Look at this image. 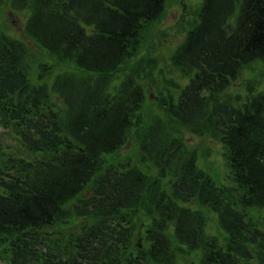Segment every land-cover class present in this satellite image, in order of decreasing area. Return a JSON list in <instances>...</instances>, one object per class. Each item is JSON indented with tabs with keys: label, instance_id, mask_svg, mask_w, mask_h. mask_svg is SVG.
Wrapping results in <instances>:
<instances>
[{
	"label": "trees",
	"instance_id": "obj_1",
	"mask_svg": "<svg viewBox=\"0 0 264 264\" xmlns=\"http://www.w3.org/2000/svg\"><path fill=\"white\" fill-rule=\"evenodd\" d=\"M23 1L28 38L71 70L51 78L56 64L36 65L24 41L0 32V126L29 154L0 160V259L264 264V90L249 83L243 102L222 97L243 70L264 63V0H203L171 58L189 81L159 102L187 130L217 133L226 185L199 167L173 128L144 124L137 67L115 82L166 0ZM133 131L158 177L131 160L110 162ZM205 210L217 215L223 239L207 234Z\"/></svg>",
	"mask_w": 264,
	"mask_h": 264
},
{
	"label": "rangeland",
	"instance_id": "obj_2",
	"mask_svg": "<svg viewBox=\"0 0 264 264\" xmlns=\"http://www.w3.org/2000/svg\"><path fill=\"white\" fill-rule=\"evenodd\" d=\"M202 2L203 0H166L164 14L158 21L145 28L138 54L129 64L128 70L121 72L117 76L119 80L115 82L119 83L126 73L133 67H137L142 72V84L145 86L147 96L142 111L144 124L149 125L160 120L162 124L166 123V126L173 128L177 131V133L174 132L176 136L181 138L185 150L194 151L197 154L199 167L212 175L217 184L226 185L229 184L230 171L226 163V149L217 133L209 130L210 127H205L204 132L195 134L180 123L169 119L159 104L163 98L178 96L189 81L178 68L173 66L171 58L184 42L188 32L195 27ZM24 3L23 0H0V32L24 41L30 48V53L35 54L36 65L39 62L56 64L57 58L51 57L28 38L25 28L30 16V9L23 7L26 4ZM36 65L32 70L34 78L39 73V68ZM53 68L51 78L71 70L66 65L59 64ZM249 83L256 88V91L264 90V63L259 62L251 69L243 70L237 81L222 97L232 99L238 97L243 102L248 96ZM117 154L110 158V162L116 163L127 159L151 177H158L160 174L158 164L155 165L152 161H141L134 131L129 142ZM4 155L29 156L16 136L0 127V160ZM164 182L166 183V181ZM205 213L208 219L207 234L223 239L224 235L219 229L217 215L209 210H205ZM147 219L150 221L148 217ZM139 241L142 244V240ZM189 258L197 260L199 256L195 253ZM0 264L7 263L0 259Z\"/></svg>",
	"mask_w": 264,
	"mask_h": 264
}]
</instances>
